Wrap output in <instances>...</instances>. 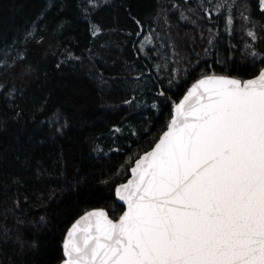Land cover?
Wrapping results in <instances>:
<instances>
[{
    "label": "trees",
    "instance_id": "trees-1",
    "mask_svg": "<svg viewBox=\"0 0 264 264\" xmlns=\"http://www.w3.org/2000/svg\"><path fill=\"white\" fill-rule=\"evenodd\" d=\"M98 2L86 13V0H0V264H58L65 231L84 211L120 215L114 187L166 128L190 83L207 74L248 78L264 65L243 55L252 25L241 12L251 13L256 31L264 25L257 0L247 8L237 0L231 35L218 0ZM92 25L101 28L98 36ZM148 34L154 45L141 53ZM210 36L216 47L208 45ZM141 99L160 107L157 117L147 109L150 128L144 122L124 149L95 154ZM57 112L66 124L61 131L48 122Z\"/></svg>",
    "mask_w": 264,
    "mask_h": 264
},
{
    "label": "snow or ice",
    "instance_id": "snow-or-ice-1",
    "mask_svg": "<svg viewBox=\"0 0 264 264\" xmlns=\"http://www.w3.org/2000/svg\"><path fill=\"white\" fill-rule=\"evenodd\" d=\"M86 2V13L100 7L98 0ZM215 7L227 9L224 30L231 35L237 0H218ZM257 7L264 16V0ZM241 17L252 25L243 55L264 64V25L258 32L251 13ZM181 19L187 17L181 13ZM100 33L92 25V36ZM215 40L210 36L208 45L216 47ZM151 43L145 37L140 51ZM217 57L222 62L218 50ZM60 115L48 121L57 131L66 126ZM131 173L115 189L126 211L118 220L104 210L80 217L63 241L62 264H264V67L251 79L212 74L196 80ZM4 239H10L7 232Z\"/></svg>",
    "mask_w": 264,
    "mask_h": 264
},
{
    "label": "rangeland",
    "instance_id": "rangeland-1",
    "mask_svg": "<svg viewBox=\"0 0 264 264\" xmlns=\"http://www.w3.org/2000/svg\"><path fill=\"white\" fill-rule=\"evenodd\" d=\"M228 16V11H227ZM225 16V19L227 18ZM249 29L248 26H246L245 31L247 33V30ZM145 37H151L152 43L151 45L145 44L144 51L148 47H151L154 45L153 38L151 34H148L144 36L140 42H139V50L141 47V44L145 41ZM141 52V53H144ZM156 105V107H153V105ZM151 107L154 110V117H157L160 111V107L158 106L156 101L147 102L145 99H141L137 102L136 109L133 113H131V116H128V118L122 122L121 125L114 127L109 135H106L105 141L102 143H98L94 147V153L95 154H108L112 151H120L124 149L125 145H129L131 143L132 138H137L140 135V131L138 130L139 126H143L144 122H147L144 129L148 130L154 120V117H151L150 113H148V108ZM142 122L141 124L135 125L134 121ZM131 127V128H130ZM119 128L120 131H115V129ZM141 130V129H140ZM132 135V136H131Z\"/></svg>",
    "mask_w": 264,
    "mask_h": 264
},
{
    "label": "water",
    "instance_id": "water-1",
    "mask_svg": "<svg viewBox=\"0 0 264 264\" xmlns=\"http://www.w3.org/2000/svg\"><path fill=\"white\" fill-rule=\"evenodd\" d=\"M262 67H264V65H263ZM258 72H259V71H258ZM257 74H258V73H256L255 75H257ZM207 75H212V74H207ZM215 75H225V74H215ZM255 75H254V76H255ZM203 76H204V75H203ZM225 76H229V75H225ZM254 76H252V77H248V78H239V77H234V76H229V77H234V78H238V79L244 80V79H251V78H253ZM200 78H202V76L199 77V78H197V79H195L192 83H190V84L188 85V87L185 89V91L183 92V94L181 95V97H180V98H179V99H178V100L172 105V108H171V115H170L169 121H168V123H167V125H166V128L161 132V134L159 135V137L157 138V140L155 141V143H154V144H153L148 150H146V151H144L143 153H141V154H140V155H139V156L133 161L131 167L129 168V176L126 178V180L123 181V182H121V183H119V184H117V185L114 187L113 193H114L115 201H116V203H118V204H120L121 206H123V210H122V212L120 213V215H122V213H123L124 211H126L127 206L124 205L123 202L120 201V200L116 197V195H115V189H116L119 185L124 184V183H127V181H128L129 179L132 178L131 169H132L133 167H135V162H136V160L139 159L141 156H143L145 153L150 152V151L155 147V145H156V143H158L160 137L163 135V133H164L165 131H167V126H168V124H169L170 121H171L172 114H173V109H174L175 104L179 103V101H180L181 99H183V96L187 94V90H188V88H190V87L192 86V84L195 83L196 80H198V79H200ZM94 210H104V211L107 212L106 209L101 208V207H96V208H92V209L86 210V211H84L81 215H79V216H78V217H77V218H76V219H75V220L69 225V227H68V228L66 229V231H65V234H64V237H63V240H62V244H61V248H62V260H61L58 264H62V261H63V259H64V256H63V241H64V239L66 238L67 231L69 230V228H71L72 224L75 223L80 217H82L83 215H85V213H87V212H91V211H94ZM107 214H108V212H107ZM120 215H119V216H120ZM108 216H109V214H108ZM119 216H118L116 219H113V218H111L110 216H109V218H110V219H113V220H118Z\"/></svg>",
    "mask_w": 264,
    "mask_h": 264
},
{
    "label": "bare ground",
    "instance_id": "bare-ground-1",
    "mask_svg": "<svg viewBox=\"0 0 264 264\" xmlns=\"http://www.w3.org/2000/svg\"><path fill=\"white\" fill-rule=\"evenodd\" d=\"M131 128V127H130Z\"/></svg>",
    "mask_w": 264,
    "mask_h": 264
}]
</instances>
